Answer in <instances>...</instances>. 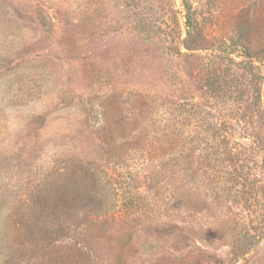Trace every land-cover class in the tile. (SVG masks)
Returning a JSON list of instances; mask_svg holds the SVG:
<instances>
[{"label":"rangeland","instance_id":"rangeland-1","mask_svg":"<svg viewBox=\"0 0 264 264\" xmlns=\"http://www.w3.org/2000/svg\"><path fill=\"white\" fill-rule=\"evenodd\" d=\"M40 1L57 26L72 29L40 24L48 18L35 17L28 0H0V261L13 191L76 140L83 103L95 128L106 99L123 94L127 102L142 91L150 104L139 126L149 131L146 141L195 147L186 176L181 162L175 173L176 191L192 195L193 235L184 244L189 253L178 246L164 253L170 239L150 241L129 253L132 264H264V139L253 149V135L264 131V67L224 58L220 42L240 15L256 18L264 0H78L66 17L54 10L60 0ZM189 5L201 35L186 36ZM220 142L230 144L233 159L197 158Z\"/></svg>","mask_w":264,"mask_h":264},{"label":"trees","instance_id":"trees-1","mask_svg":"<svg viewBox=\"0 0 264 264\" xmlns=\"http://www.w3.org/2000/svg\"><path fill=\"white\" fill-rule=\"evenodd\" d=\"M60 1L64 5L56 3L54 10L63 17L78 6V0ZM41 2L28 0L35 17L41 19L38 14L44 12L42 18H48L40 24L68 33L72 28L57 26L47 11L50 4ZM259 10L254 19L240 15L232 21L234 30L221 35L220 42L228 49L224 58L264 67V3ZM185 12L186 36L201 35V19L191 17L190 5ZM181 43L191 48L184 40ZM177 52L184 59L195 56ZM232 53L242 59L230 57ZM120 95L103 102V122L95 128L87 123L91 105L83 103L79 113L83 127L75 133L76 140L56 151L26 186L13 191L2 238L7 255L0 264H132L135 257L129 253H141L144 244L161 239L171 241V251L164 253H176L177 246L189 253L184 244L193 235L192 195L176 191L175 173L181 162L186 176L185 164L195 147L174 141L148 143L149 131L139 126L150 107L149 94L130 92L127 102ZM123 103L135 104L140 111H125ZM263 136L264 131L253 135V149H260ZM229 147L220 142L214 151L200 150L197 158L204 161L215 154L228 162L235 156Z\"/></svg>","mask_w":264,"mask_h":264}]
</instances>
